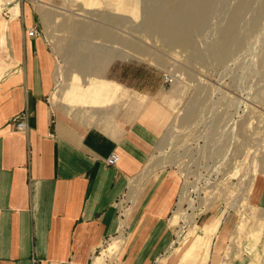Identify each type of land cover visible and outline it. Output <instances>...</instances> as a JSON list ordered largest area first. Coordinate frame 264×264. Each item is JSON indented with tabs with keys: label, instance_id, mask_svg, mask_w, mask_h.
I'll return each instance as SVG.
<instances>
[{
	"label": "rangeland",
	"instance_id": "rangeland-1",
	"mask_svg": "<svg viewBox=\"0 0 264 264\" xmlns=\"http://www.w3.org/2000/svg\"><path fill=\"white\" fill-rule=\"evenodd\" d=\"M38 1H9L0 15L10 20L14 3L34 12L54 61L50 102L55 110L65 106L54 95L78 74L83 82L100 75L121 84L113 107L126 103L130 120L142 108L160 111L155 151L143 181L121 199V218L131 215L141 184L167 171L178 181L169 215L176 237L162 264H177L179 252L198 243L204 225L220 215L221 241L212 243L214 236L206 262L199 257L191 264L258 261L264 253V207L252 195L264 180V0ZM158 10L164 15L161 23L174 25L173 41L148 25ZM186 14L192 18L182 22ZM70 107L82 114L83 106ZM106 109L99 116L88 113L90 120L111 119ZM121 239L114 237L100 248L96 256L113 246L103 264L118 263Z\"/></svg>",
	"mask_w": 264,
	"mask_h": 264
},
{
	"label": "crops",
	"instance_id": "crops-1",
	"mask_svg": "<svg viewBox=\"0 0 264 264\" xmlns=\"http://www.w3.org/2000/svg\"><path fill=\"white\" fill-rule=\"evenodd\" d=\"M19 11L7 30L13 66L0 80V264H94L103 244L120 236L117 264H154L176 237L169 225L175 175L160 171L142 183L129 217L121 218L118 205L144 179L159 136V109L142 108L130 120L126 103L113 107L123 91L115 82L120 91L100 106L70 102L63 88L56 96L65 107L55 110L53 58L43 38L25 34L40 29L34 12ZM98 77L105 78L86 76ZM70 106H83L82 114ZM104 108L111 119L90 120L88 113L99 116ZM22 114L25 133L12 122ZM112 153L118 156L113 167L105 162ZM254 189V202L264 207V180ZM220 234L221 226L212 243Z\"/></svg>",
	"mask_w": 264,
	"mask_h": 264
},
{
	"label": "bare ground",
	"instance_id": "bare-ground-1",
	"mask_svg": "<svg viewBox=\"0 0 264 264\" xmlns=\"http://www.w3.org/2000/svg\"><path fill=\"white\" fill-rule=\"evenodd\" d=\"M3 0H0V2ZM11 2L12 0H5L4 4H0V12L2 7L7 3ZM32 2H37V0H31ZM176 1V0H175ZM151 2V1H150ZM182 3V2H181ZM194 3V1H193ZM202 4V3H201ZM176 5V4H175ZM195 5V3H194ZM192 6V3L190 4ZM198 6V5H197ZM177 7V6H176ZM188 7V6H187ZM190 8V7H189ZM197 9L200 7H196ZM188 9V8H187ZM191 9V8H190ZM184 10V9H183ZM12 15L10 20L2 19V16L0 15V80L4 77L6 72H8L11 67L13 66L12 62H10V55H9V47H8V25L9 23L16 19V17L19 15V6L17 3H14L13 8H11ZM157 11V10H156ZM159 11V10H158ZM175 11V10H174ZM173 11V12H174ZM192 11V9H191ZM262 11V10H260ZM154 12V11H153ZM171 13V12H170ZM177 13V12H176ZM189 13V12H188ZM192 13V12H191ZM237 14V12H235ZM239 13V12H238ZM263 13V12H262ZM193 14V13H192ZM195 14V13H194ZM177 15V14H176ZM201 15V14H200ZM256 15V14H255ZM254 15V16H255ZM260 15V14H259ZM258 15V16H259ZM164 16L161 15L160 11L154 15L151 20L149 21V27L150 29L154 30L155 32L162 34V36L167 39L168 42L173 41L174 38H176L174 33V25L173 23H161V17ZM171 16L172 13H171ZM179 16V14L177 15ZM204 16V14H203ZM207 16V15H206ZM237 16V15H236ZM257 16V15H256ZM261 16V15H260ZM176 17V16H175ZM196 17V16H195ZM209 17V16H208ZM234 17V16H233ZM47 17H45L46 19ZM146 18V17H145ZM177 18V17H176ZM192 18L190 14L183 15L180 20L183 21H189V19ZM262 18V17H261ZM167 19V18H166ZM194 19V18H193ZM205 19V18H204ZM169 20V19H168ZM179 20V21H180ZM201 20V19H200ZM254 20V19H253ZM252 20V21H253ZM257 20V19H256ZM235 21V20H234ZM255 21V20H254ZM261 21V19H260ZM259 21V22H260ZM181 22V23H182ZM264 22V21H263ZM190 23V22H189ZM251 23V22H250ZM257 23V21H256ZM255 23V24H256ZM193 24V23H192ZM204 24V22L202 23ZM252 24V23H251ZM183 25V24H182ZM200 25V23H199ZM190 26V25H189ZM205 26V24H204ZM207 26V25H206ZM205 26V27H206ZM261 26V25H260ZM183 27V26H182ZM180 28V27H179ZM185 28V27H183ZM251 28V26H250ZM204 29V28H203ZM258 30V29H257ZM261 30V29H260ZM180 31V30H179ZM227 32V31H226ZM261 32V31H260ZM231 33V32H230ZM180 34V33H179ZM226 35V34H225ZM237 35V34H236ZM185 33L182 32V38L179 39V41L184 40ZM196 36V35H195ZM228 36V35H227ZM258 36V35H257ZM264 37V36H263ZM229 38V37H228ZM227 38V39H228ZM234 38V37H232ZM260 38V37H258ZM227 39H223L226 41ZM246 40V39H245ZM223 41V42H224ZM231 41V40H230ZM233 41V40H232ZM228 42V41H227ZM234 42V41H233ZM238 42V40H237ZM240 42V41H239ZM236 43V40L235 42ZM242 43V42H241ZM233 44V43H232ZM226 46V45H224ZM214 49V47H213ZM262 52V51H261ZM227 53V52H226ZM225 53V54H226ZM82 65V64H81ZM84 65V64H83ZM120 89V85L107 80L105 78H90L87 82H83L82 78L75 74L73 78L70 80V83L67 87H65V98L69 100L70 102H74L76 104L82 103V104H89L93 106H100L105 101L110 102L111 94H115ZM56 96V95H54ZM57 97V96H56ZM106 98V99H105ZM183 195V194H182ZM181 198V196H180ZM184 198V196H183ZM182 204V203H181ZM178 210V209H177ZM222 223V216H217L211 218L208 224L204 225L202 231L203 236L199 237L198 243L197 242H191L189 243L182 251L179 252L178 248L174 249V251L179 252V260H177V264H191L199 257H202L201 260L205 261L209 258V249L210 244L212 242V239L214 236L217 235V232L219 230V227ZM119 241H115V244H117ZM122 242V241H121ZM112 247L111 244L108 245L104 250L102 255L95 256L94 257V264H103L102 259L106 256H108L110 253H112ZM201 255V256H200ZM253 255V254H252ZM262 256V257H261ZM255 263L262 264L264 262V253L261 255ZM253 261V259H251ZM250 260V261H251ZM202 261V262H203ZM201 262V263H202ZM252 262V264H255ZM251 264V262H250Z\"/></svg>",
	"mask_w": 264,
	"mask_h": 264
},
{
	"label": "built area",
	"instance_id": "built-area-1",
	"mask_svg": "<svg viewBox=\"0 0 264 264\" xmlns=\"http://www.w3.org/2000/svg\"><path fill=\"white\" fill-rule=\"evenodd\" d=\"M22 1V0H20ZM4 16L7 17L9 19L8 13L5 12ZM25 34L26 36L30 37V38H43V32L41 31V29H37V28H26L25 29ZM165 82L166 83H170L171 79L168 77H165ZM25 115L26 114H22L20 116H16L15 118L12 119V122L15 124V130L17 132L20 133H25L27 130V125L25 124ZM117 160H118V156L115 153L110 154V156L106 159V165L107 166H116L117 164ZM165 255V254H164ZM159 256L158 258H156L154 260V264H162L161 259L164 256Z\"/></svg>",
	"mask_w": 264,
	"mask_h": 264
}]
</instances>
